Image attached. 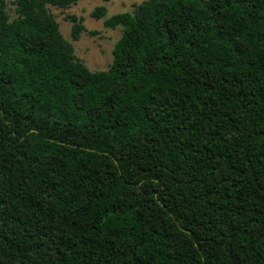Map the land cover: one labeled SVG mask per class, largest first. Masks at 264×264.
Masks as SVG:
<instances>
[{"label":"trees","instance_id":"1","mask_svg":"<svg viewBox=\"0 0 264 264\" xmlns=\"http://www.w3.org/2000/svg\"><path fill=\"white\" fill-rule=\"evenodd\" d=\"M77 1L0 0V264H264V0L98 5L106 68Z\"/></svg>","mask_w":264,"mask_h":264},{"label":"rangeland","instance_id":"2","mask_svg":"<svg viewBox=\"0 0 264 264\" xmlns=\"http://www.w3.org/2000/svg\"><path fill=\"white\" fill-rule=\"evenodd\" d=\"M136 1L141 0H78L68 9L54 8V12L57 14L63 34L68 39H71L72 24L66 19V15L74 13L84 18L86 31L77 41H73L76 52L91 68H106L112 62L114 44L120 38L121 30L106 27L104 18H95L91 12L96 6L106 4L107 16H111L129 10Z\"/></svg>","mask_w":264,"mask_h":264}]
</instances>
